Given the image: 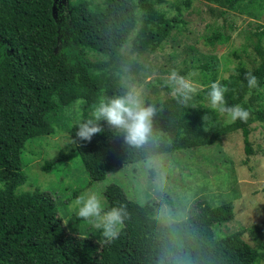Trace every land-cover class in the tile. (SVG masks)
Listing matches in <instances>:
<instances>
[{
  "label": "trees",
  "instance_id": "1",
  "mask_svg": "<svg viewBox=\"0 0 264 264\" xmlns=\"http://www.w3.org/2000/svg\"><path fill=\"white\" fill-rule=\"evenodd\" d=\"M201 1L220 8L222 15L239 11L260 20L253 33L255 62L241 64L229 75L240 88L236 104L248 109L250 118L232 123L208 114L161 116L157 120L163 123L153 126V141L135 148L123 143L106 121L100 122L105 131L91 142L76 137L75 125L100 98L128 90L121 79L125 67L131 73H153L141 54L154 52L181 21L161 10L167 0H0V264H261L264 227L256 226L252 233L255 246L243 238L244 228L224 235L215 232L216 226L234 219L231 201L214 206L201 200L190 217L171 224L148 217V232L132 235L122 226L117 239L97 243L66 229L51 192L18 191L27 179L22 167L25 144L54 133L60 113L78 101L80 117L66 128L93 182L124 164L213 145L217 137L238 129L250 155V125L264 122V0ZM206 39L213 45L228 36L218 30ZM197 68L210 89L218 80V59L212 57ZM248 72L258 77L257 88L247 87ZM149 84L147 103L160 105L161 92L172 98L163 78ZM203 131L205 138L200 136ZM53 165L47 161L43 168L50 171ZM148 206L153 210V204ZM139 208L135 199L133 217Z\"/></svg>",
  "mask_w": 264,
  "mask_h": 264
},
{
  "label": "rangeland",
  "instance_id": "2",
  "mask_svg": "<svg viewBox=\"0 0 264 264\" xmlns=\"http://www.w3.org/2000/svg\"><path fill=\"white\" fill-rule=\"evenodd\" d=\"M161 10L168 16L178 15L181 21L154 52L141 54L140 60L153 73H131L125 67L121 72L122 81L128 89L132 85L142 88L146 100L152 79H164L173 68L180 74L187 69L181 75L195 73L191 79L197 88L193 99L196 107L180 106L167 93L161 92L158 95L162 103L156 105L158 112L153 126L163 123V120H157L161 116L169 118L174 114H208V117L228 121L226 116L211 108L208 100L210 89L204 85L202 72L197 67L216 57L219 61L218 80L228 88L225 93L228 106L236 104L240 88L229 75L239 65L250 66L255 62L253 46L256 36L253 33L257 29L256 21L260 20L239 11H228L222 15L220 8L201 0H167L161 5ZM218 30L228 39L209 44L206 38ZM262 89L264 91V87ZM80 113L78 101L60 113L54 133L34 137L25 144L22 167L27 179L18 189L32 191L39 188L51 192L58 204V214L70 233L97 243L106 241L101 230L78 218L74 211V201L81 193L97 190L103 193L105 209L121 205L125 208L123 226L132 235L152 229L148 217L171 224L195 214L201 200H207L214 206L231 201L234 219L216 226V234L224 235L244 228L243 238L256 245L252 233L256 226L264 227V122L256 121L250 125V155L245 153L243 133L238 129L217 137L213 145L124 164L109 171L105 179L93 182L74 150L73 138L66 128L80 117ZM200 133L202 138L206 137L205 131ZM47 161L54 162L50 171L43 168ZM105 180L108 181L106 188L100 183ZM135 199L139 201L140 208L133 217L131 203ZM150 203L153 210L148 206ZM261 264H264V259Z\"/></svg>",
  "mask_w": 264,
  "mask_h": 264
},
{
  "label": "clouds",
  "instance_id": "3",
  "mask_svg": "<svg viewBox=\"0 0 264 264\" xmlns=\"http://www.w3.org/2000/svg\"><path fill=\"white\" fill-rule=\"evenodd\" d=\"M194 75V72L188 76L181 75L173 68L164 78V84L169 89L171 97L185 108L196 107L193 99L197 88L191 79ZM245 79L250 90L258 87V77L252 72H248ZM227 91L228 88L223 86L220 80L210 84L208 100L211 108L226 116L229 122L239 120L247 123L250 111L240 104L228 106L225 95ZM157 112L158 108L154 103L146 102L144 90L132 85L122 95L102 97L97 103L92 104L88 116L76 122L75 135L81 141L91 142L94 135L105 131L100 122L106 121L110 130L122 135L123 143L143 148L154 139L153 120ZM71 141L73 144L76 143L75 140ZM100 183L105 188L108 185L107 180ZM74 211L78 218L90 222L97 230H101V236L107 242L119 237L126 218V210L122 205L105 209L103 193L97 190L81 193L74 201Z\"/></svg>",
  "mask_w": 264,
  "mask_h": 264
}]
</instances>
